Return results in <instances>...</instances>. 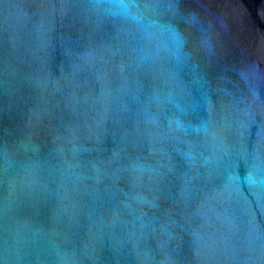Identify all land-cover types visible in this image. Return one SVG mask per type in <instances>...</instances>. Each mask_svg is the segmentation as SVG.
<instances>
[{
    "label": "water",
    "instance_id": "95a60500",
    "mask_svg": "<svg viewBox=\"0 0 264 264\" xmlns=\"http://www.w3.org/2000/svg\"><path fill=\"white\" fill-rule=\"evenodd\" d=\"M0 264H264V0H0Z\"/></svg>",
    "mask_w": 264,
    "mask_h": 264
}]
</instances>
